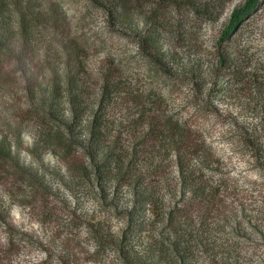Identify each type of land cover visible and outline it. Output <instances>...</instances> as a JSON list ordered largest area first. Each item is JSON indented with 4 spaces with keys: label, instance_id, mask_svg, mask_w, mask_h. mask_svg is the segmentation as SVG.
Wrapping results in <instances>:
<instances>
[{
    "label": "rangeland",
    "instance_id": "374dc122",
    "mask_svg": "<svg viewBox=\"0 0 264 264\" xmlns=\"http://www.w3.org/2000/svg\"><path fill=\"white\" fill-rule=\"evenodd\" d=\"M32 2L45 14V30L28 50L12 39L16 53L0 57V139L12 143L20 163L0 160V264H123L107 239L96 248V236L87 232H95L97 222L119 231L111 206H102L101 195L72 177L53 150L34 145L35 137L58 121L43 125L37 119L42 115L34 116L30 92L40 82L58 83L65 67L88 83L81 97L87 105L94 102L101 76L110 75L133 99H142L146 117L161 108L197 127L213 148L215 171L209 175L223 181V218L230 223L210 218L205 233L193 229L192 255L200 264H264V156H253L240 140L246 126L264 143V129L255 127L264 111V3L221 42L233 11L246 0H179L180 8L133 1L126 28L109 24L96 0ZM149 15L156 48L140 49L146 31L141 21ZM221 53L231 55V68L221 64ZM65 98L62 91L60 101ZM127 107L123 103L118 110H143ZM137 150L145 157L138 168L157 165L156 143L142 142ZM236 215L243 217L241 225L232 218Z\"/></svg>",
    "mask_w": 264,
    "mask_h": 264
},
{
    "label": "trees",
    "instance_id": "16d2710c",
    "mask_svg": "<svg viewBox=\"0 0 264 264\" xmlns=\"http://www.w3.org/2000/svg\"><path fill=\"white\" fill-rule=\"evenodd\" d=\"M96 1L104 8L109 24L112 22L126 28L130 23L128 5L141 0ZM157 2L162 5L171 3L174 8L181 6L179 0ZM226 2L223 1V6ZM262 3L264 0H246L235 9L221 42L230 40L240 24L256 13ZM138 6L141 8L142 4L138 3ZM38 7L32 0H0V57L10 59L14 56L16 48L12 39H19L25 45L23 49L28 50L34 36L45 30V21L41 23L45 14ZM57 18L52 19L56 21ZM143 18L140 28L146 31L139 37L138 47L142 49L146 44L155 49L154 20L152 15ZM64 51L71 54L73 49L64 48ZM74 56L78 59L79 52ZM230 57V54L221 53L220 62L227 69L232 65ZM81 74L65 67L58 83L52 84L53 79L46 86L40 82L39 88L30 92L33 99L30 111L34 116L42 115L37 119H42L43 125L45 121H58V125L50 127L46 135L45 130L38 134L34 145L53 150L70 175L84 180L90 192L96 190L101 195L102 206L104 203L111 206L114 218L120 221L122 227L117 233L101 222L96 223L95 232L87 231L96 236V248L100 249L101 243L107 239L123 264H200L192 255L193 229L197 234L205 233L210 218L230 223V217L223 218L226 202L220 192L223 181L209 175L215 171L212 167L214 161H210L215 157L213 148L188 119L170 115L161 108L146 117L142 99H133L130 93L122 90V82L114 81L110 75L101 76L94 102L87 105L81 97L88 90V83ZM62 91L66 92L63 102L60 101ZM123 103L125 107L131 103L143 110L134 113L128 109L118 110ZM262 114L260 124H255L260 131L264 129V111ZM244 128L240 139L244 141L241 142L253 156L263 158L264 143L255 137L257 130ZM142 142L157 144L160 154L157 165L138 168L141 159L145 158L144 152L137 150ZM11 144L6 138L0 139V160L14 158L19 166V158ZM16 149L19 151L18 147ZM163 177L168 183L162 180ZM169 177L178 178L179 182L173 184ZM178 184L181 186L179 191ZM122 200L125 203L119 206ZM232 218L241 225V215Z\"/></svg>",
    "mask_w": 264,
    "mask_h": 264
}]
</instances>
